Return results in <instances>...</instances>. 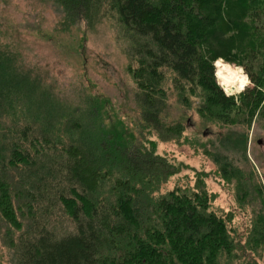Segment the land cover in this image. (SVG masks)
I'll list each match as a JSON object with an SVG mask.
<instances>
[{
  "label": "trees",
  "instance_id": "obj_1",
  "mask_svg": "<svg viewBox=\"0 0 264 264\" xmlns=\"http://www.w3.org/2000/svg\"><path fill=\"white\" fill-rule=\"evenodd\" d=\"M43 1L61 10L64 31L104 18L119 24L141 122L164 137L184 131L161 119L169 73L200 90L207 122L249 128L256 113L264 117V0ZM218 56L244 64L254 86L231 95L217 80ZM229 75L237 89L245 86ZM83 105L59 101L39 72L0 44V216L16 264H261L264 185L253 184V173L211 152L240 208L263 201L240 235L233 212L210 209L203 179L162 193L174 166L118 126L107 128L92 98Z\"/></svg>",
  "mask_w": 264,
  "mask_h": 264
},
{
  "label": "rangeland",
  "instance_id": "obj_2",
  "mask_svg": "<svg viewBox=\"0 0 264 264\" xmlns=\"http://www.w3.org/2000/svg\"><path fill=\"white\" fill-rule=\"evenodd\" d=\"M62 18L58 7L43 0H0V44L18 54L27 69L39 72L59 101L77 107L84 106L85 98H92L101 108L107 128L118 126L129 140L165 157L176 173L162 186V193L178 187L193 188L199 178L203 179L212 195L210 209L218 215L233 212L231 226L240 235L245 234L243 231L250 226L251 217L260 212L263 201L254 197L240 208L235 184L222 179L211 152L226 155L234 166L246 174L253 173L254 185L259 181L264 185V117L256 113L249 128L242 123L222 126L207 122L202 114L200 90L177 84L169 73L161 119L184 131L180 138L164 137L141 122L137 87L128 70L129 42L119 24L104 18L93 28L80 22L64 31ZM220 60L217 80L231 95L239 97L254 86L244 64L218 56L213 65ZM229 70L245 79L243 88L233 85ZM249 80L251 86H247ZM243 133L248 134L246 147L238 143ZM8 226L0 216V264H16ZM261 257L264 264V252Z\"/></svg>",
  "mask_w": 264,
  "mask_h": 264
}]
</instances>
